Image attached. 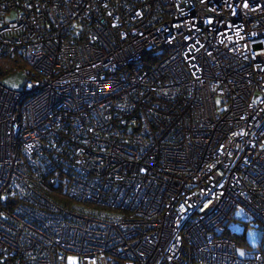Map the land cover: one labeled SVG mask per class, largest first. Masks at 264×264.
<instances>
[{
	"label": "built area",
	"instance_id": "1",
	"mask_svg": "<svg viewBox=\"0 0 264 264\" xmlns=\"http://www.w3.org/2000/svg\"><path fill=\"white\" fill-rule=\"evenodd\" d=\"M2 59L0 264H264V0H0Z\"/></svg>",
	"mask_w": 264,
	"mask_h": 264
},
{
	"label": "rangeland",
	"instance_id": "2",
	"mask_svg": "<svg viewBox=\"0 0 264 264\" xmlns=\"http://www.w3.org/2000/svg\"><path fill=\"white\" fill-rule=\"evenodd\" d=\"M30 71L29 66H24L21 69H15L13 73L8 74L1 78L2 84L12 90L19 91L23 88L25 81L27 80L26 73ZM235 218H249L244 215L242 210L238 209L234 213ZM227 228L235 236L241 238L242 244L237 246V254L239 257H243L247 251L255 249L262 240V226L259 223L242 224L237 220H231L227 224ZM239 241V240H238ZM241 243V242H240ZM67 264H77L75 258L69 257Z\"/></svg>",
	"mask_w": 264,
	"mask_h": 264
},
{
	"label": "trees",
	"instance_id": "3",
	"mask_svg": "<svg viewBox=\"0 0 264 264\" xmlns=\"http://www.w3.org/2000/svg\"><path fill=\"white\" fill-rule=\"evenodd\" d=\"M24 66H26V63L21 61V60H17V59H12V60L2 59V60H0V76L1 77H5L8 74L14 72L15 69H21V68H24ZM232 237L238 238L235 235H232ZM238 239H241V238H238Z\"/></svg>",
	"mask_w": 264,
	"mask_h": 264
}]
</instances>
